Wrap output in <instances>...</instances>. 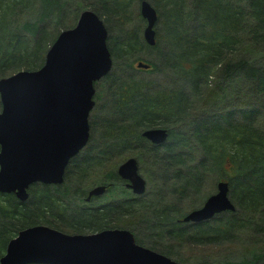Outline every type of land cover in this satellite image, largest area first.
Masks as SVG:
<instances>
[{"label":"trees","instance_id":"1","mask_svg":"<svg viewBox=\"0 0 264 264\" xmlns=\"http://www.w3.org/2000/svg\"><path fill=\"white\" fill-rule=\"evenodd\" d=\"M149 1L164 47L157 40L147 45L140 27L130 28L141 18L139 0H0V77L39 67L58 32L73 26L84 8L97 12L107 30L115 28L113 21L119 26L115 37L107 35L112 57L144 59L137 50L151 48L148 70L161 73L160 80L151 79V92L150 82L133 75L135 68L128 79L112 78L114 116L96 120L100 133L89 121L88 142L61 183H31L22 201L0 192V256L19 229L43 223L68 233L125 227L137 242L181 264H264V0ZM235 78L247 91L215 109L221 88ZM151 126L167 128L165 142L154 144L141 134ZM141 147L169 171L161 178L174 180L177 195L198 188L208 171L217 182L228 181L234 208L190 223L181 220L185 212L177 204L157 203L161 197L152 193L134 195L116 167ZM96 183L115 197L87 201L89 185Z\"/></svg>","mask_w":264,"mask_h":264},{"label":"water","instance_id":"2","mask_svg":"<svg viewBox=\"0 0 264 264\" xmlns=\"http://www.w3.org/2000/svg\"><path fill=\"white\" fill-rule=\"evenodd\" d=\"M145 20L143 38L155 43L158 13L149 0H139ZM103 19L90 8L80 11L75 24L60 30L49 45L43 63L0 77V192L28 197L31 183H61L66 166L89 138L88 115L94 105V83L112 68ZM138 67L148 63L139 60ZM155 144L163 143L167 128L147 127L141 132ZM138 160L128 156L117 173L135 193L145 190ZM228 181L201 206L185 213L184 221L198 222L233 209ZM106 186L89 189L87 199ZM180 264L174 258L135 240L131 230L111 227L88 233H68L47 224L25 226L12 236L0 264Z\"/></svg>","mask_w":264,"mask_h":264},{"label":"rangeland","instance_id":"3","mask_svg":"<svg viewBox=\"0 0 264 264\" xmlns=\"http://www.w3.org/2000/svg\"><path fill=\"white\" fill-rule=\"evenodd\" d=\"M139 12V10H138ZM140 14V12H139ZM141 16V15H140ZM136 21H132L131 22V27L130 28H134L136 27H140V32H139V38L141 41H144L143 38V34H142V30L143 27L145 25V20L144 18L141 16V18H135ZM115 26L110 28H108V33L109 36H114V34H116V28H119V26L115 25L114 21L111 23ZM156 25V23H155ZM154 25V28L156 30V27ZM127 27V26H126ZM161 29V27H159ZM112 37V38H113ZM156 40L162 45V47L165 46V41L160 37L157 38L156 35ZM109 41V38L107 39V42ZM145 42V41H144ZM146 43V42H145ZM149 49V48H148ZM146 49H139L137 50L138 53H136L137 56H141L142 60L151 61V57L153 56L151 54V48L150 50ZM245 51V50H244ZM243 51V52H244ZM154 57V56H153ZM123 63L126 64V66L123 65ZM133 68L137 69V72H134ZM152 68V67H150ZM139 69V70H138ZM146 69V70H145ZM149 68H137L136 67V58L133 56H128V55H123V56H118V57H113V65L112 68L110 70V73L106 76V77H102L101 79H98L97 81H95L94 86H95V91H94V106L92 107L90 114H89V121H91L92 119L95 120V130L96 132L100 133L101 129H100V125L98 123H96V120H98L99 122H101V118L104 115H111L114 116L113 113H111V111L109 109H113V105H116L115 102L111 101V99H113L114 97V91H115V84L111 85V80L112 78H114L115 76L118 77L120 76L123 79H128V73L130 72H134L135 74H133L136 79H143L146 80L148 82H150V89H148V92H151V79H153V82L158 81V79H161V73L156 74V71L151 72L150 70H148ZM169 73V72H168ZM165 81H167V79L165 78ZM165 84H169V83H165ZM154 86V85H153ZM247 91V85H245L243 83V81H237V78H235L234 80H228L227 82H225L224 86L221 88L219 96L217 97V99L213 102L215 109H218L220 106L226 105L229 102L233 101L235 99V97H239L241 96V94H245V92ZM237 93H241L240 95H235ZM216 105V106H215ZM208 108V107H207ZM119 109L121 110V107H119ZM114 112V111H112ZM115 113V112H114ZM107 117V116H106ZM104 123V122H102ZM105 129V128H104ZM90 131V129H89ZM103 131V129H102ZM182 146L179 145L178 148L174 147V150H179L180 147ZM142 151L141 152H134L133 150H131V153L126 155L125 157L129 156V155H133L137 158L138 160V167H139V172L143 175V177L145 178V192L143 193L142 197L143 198H147V196L149 194L152 193V195L154 196V198L156 199L157 196L161 197V198H157L158 200H156L157 203H175L178 205V207H180V209L183 210V212H188L191 209H193V207H189V205H191L194 199H197L204 193H206L207 191H209L210 193H214L216 191V182H217V178H212V174L211 173H207V175L204 174L203 178H201L202 181L201 184H199L198 188H192L189 187L188 190L186 189V193L182 194L183 196H179L177 195V191L176 193L174 192L173 188V184L172 181L174 180H170V181H165V179L163 180L161 178L162 172L163 173H168L169 171L164 169L163 166H161L160 164L156 163V161L152 158V152L150 151H146L141 147ZM191 149H194L193 146H191ZM123 157V158H125ZM122 158V159H123ZM142 165L144 166V169L148 171V173L146 174V172L142 169ZM159 174V177H158ZM151 176V178H150ZM97 184V183H96ZM95 184H91L90 186H93ZM116 186H119V183L115 184ZM88 187V188H89ZM155 189H159L158 193L155 192ZM120 189H117L116 192H119ZM160 191V192H159ZM179 191V190H178ZM113 197H115L114 194H111V192H107V193H103L100 194L98 196H95L92 200L93 203L95 202H104L107 201L109 199H112ZM117 197V196H116ZM167 198V199H166ZM198 202V201H197ZM200 204H198L197 206H199ZM196 208V207H195ZM184 213V214H185ZM148 218H144V220H147ZM145 224V222H141V227H143ZM189 248V247H188ZM189 249H187L185 251V253H187L186 255H190L191 251H188ZM182 264H187V263H182Z\"/></svg>","mask_w":264,"mask_h":264}]
</instances>
